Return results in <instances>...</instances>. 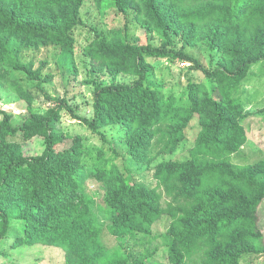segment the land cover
Returning <instances> with one entry per match:
<instances>
[{"label": "trees", "instance_id": "16d2710c", "mask_svg": "<svg viewBox=\"0 0 264 264\" xmlns=\"http://www.w3.org/2000/svg\"><path fill=\"white\" fill-rule=\"evenodd\" d=\"M121 11L133 6L140 22L170 32L177 29L175 9L168 0H117ZM84 0H0V60L10 53L2 34L10 33L30 45H56L70 50ZM200 4L182 23L195 36L209 28L212 45L231 56L230 63L204 69L197 60L170 47L117 43L101 45L99 57L117 73L136 76L128 86H101L94 96V117L81 119L60 105L42 121L14 127L8 122L0 133V244L20 222L22 244L50 242L64 248L68 264H98L107 235L122 239L141 236L144 227L163 218L169 222L168 245L172 264H241L248 255L264 254L260 211L264 206V160L237 165L233 157L247 143L239 83L251 68L264 62V0H193ZM244 36L248 42L243 43ZM4 56V57H3ZM148 59L189 60L211 79L213 90L191 81L187 103L165 97L148 85ZM14 88V85H12ZM64 110L84 122L93 134L109 142L102 129L123 127L128 156L141 152L156 157L176 151L192 120L201 131L197 152L187 162L161 163L154 174L156 187L140 184L118 168H98L107 186V205L117 213L106 229L97 225L92 200L81 190L80 155L58 153L55 124ZM44 134L40 156L17 154L5 145L8 136ZM12 145V144H11ZM99 151H104V148ZM156 151V155H154ZM170 198L164 207V198ZM16 239V240H17ZM147 250L150 252L149 248ZM152 254V252H150ZM1 254V246H0Z\"/></svg>", "mask_w": 264, "mask_h": 264}, {"label": "rangeland", "instance_id": "374dc122", "mask_svg": "<svg viewBox=\"0 0 264 264\" xmlns=\"http://www.w3.org/2000/svg\"><path fill=\"white\" fill-rule=\"evenodd\" d=\"M116 1L84 0L79 24L73 32L74 45L68 51L56 45H30L10 33L2 34L10 53L5 51L7 56L0 60V133L4 122L14 127L26 125L30 129L34 121L46 119L52 109L63 104L71 107L81 119L92 120L94 96L99 87L128 86L137 80L136 76L117 73L107 67L98 55L101 45L127 43L159 47L169 43L171 48L193 57L209 71L231 62V56L223 48L212 45L208 27L193 36L189 33L190 25L182 23L183 16H190L200 6L193 0H168L169 6L175 9L174 19L178 26L169 33L171 38L156 30L155 25L140 22L133 6L126 12L121 11ZM242 37L243 43L248 42ZM148 62L152 65L148 85L165 97L174 95L177 101L187 103L191 81L213 90L211 79L187 59H148ZM238 88L244 106L247 143L234 155L233 162L255 165L264 160V62L254 65ZM55 130L58 133L56 152L80 155L81 190L92 200L98 227L106 229L113 222L111 214L117 212L107 205V186L98 168L116 167L134 181L156 187L154 174L161 163L187 162L193 158L201 126L196 116L176 151L154 158L147 152L129 157L123 127L113 125L102 129L109 139L104 142L101 135L93 134L84 122L67 110L62 112ZM44 140V134L26 137L20 132L8 136L10 143L4 144L13 146L17 154L40 156L45 149ZM102 148L104 151H99ZM167 201L172 199L165 197L164 207ZM169 222L163 218L143 228L145 234H149V246L141 244V236L126 235L117 239L107 235L102 241L103 254L98 264H172L168 246L171 242ZM21 225L14 222L11 237L0 244V264H68V252L62 247L44 241L32 246L22 244L18 240ZM260 227L264 232V206L260 211ZM241 264H264V254L248 255Z\"/></svg>", "mask_w": 264, "mask_h": 264}]
</instances>
